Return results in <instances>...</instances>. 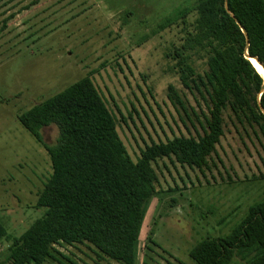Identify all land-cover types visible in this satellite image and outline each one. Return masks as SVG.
Listing matches in <instances>:
<instances>
[{"label": "rangeland", "instance_id": "rangeland-1", "mask_svg": "<svg viewBox=\"0 0 264 264\" xmlns=\"http://www.w3.org/2000/svg\"><path fill=\"white\" fill-rule=\"evenodd\" d=\"M198 2L0 0V223L11 237L44 215L36 205L52 174L47 151L18 116L75 82L93 80L134 161L152 143L202 134L207 103L184 86L173 57ZM189 53L192 68L204 74L210 54ZM223 118L224 135L208 167L175 158L155 163L160 194L142 227L139 264H195L190 251L197 243L228 236L263 199L264 134L230 108ZM42 135L54 145L59 131L51 125ZM55 249L72 264H120L87 242ZM232 264L246 263L235 257Z\"/></svg>", "mask_w": 264, "mask_h": 264}, {"label": "trees", "instance_id": "trees-1", "mask_svg": "<svg viewBox=\"0 0 264 264\" xmlns=\"http://www.w3.org/2000/svg\"><path fill=\"white\" fill-rule=\"evenodd\" d=\"M193 11L195 20L190 26L184 22L185 43L173 57L184 86L207 103L202 134L152 143L134 161L118 134L115 115L90 77L20 114L18 121L47 151L52 174L37 200L36 207L46 209L41 218L19 237H11L0 223V244L6 246L0 264H64L58 257L72 264L55 245L85 242L117 263L139 264L142 227L160 194L155 163L175 158L183 166L208 167L224 135L228 108L241 123L244 118L264 134L259 107L264 108V79L246 57L264 67V0H199ZM195 48L210 54L204 74L192 68L189 52ZM171 98L183 105L176 92ZM51 125L59 131L54 145L42 135ZM235 257L264 264V192L228 236L202 240L190 251L195 264H232Z\"/></svg>", "mask_w": 264, "mask_h": 264}, {"label": "water", "instance_id": "water-1", "mask_svg": "<svg viewBox=\"0 0 264 264\" xmlns=\"http://www.w3.org/2000/svg\"><path fill=\"white\" fill-rule=\"evenodd\" d=\"M226 10H227V12L228 13H230V11H229V9H228V5L226 4ZM242 31H243V33L245 34V36H246V39H247V46L249 45V39H248V35H247V33H246V31L242 28ZM247 57V59L251 62V59H254L261 67H262V69H263V71H264V67L262 66V64L257 60V59H255V58H253V57H250V56H246ZM251 64H252V62H251ZM253 65V64H252ZM254 66V65H253ZM262 76V75H261ZM263 79H264V76H263ZM262 91H264V84H263V86H262ZM259 101H260V97H259ZM259 107H260V110H261V112L264 114V108H263V106L259 103Z\"/></svg>", "mask_w": 264, "mask_h": 264}, {"label": "bare ground", "instance_id": "bare-ground-1", "mask_svg": "<svg viewBox=\"0 0 264 264\" xmlns=\"http://www.w3.org/2000/svg\"><path fill=\"white\" fill-rule=\"evenodd\" d=\"M251 62L253 63V65H254V67L257 69V71H258L262 76H264V72L261 71V69H260L258 63H255L254 59H251Z\"/></svg>", "mask_w": 264, "mask_h": 264}, {"label": "built area", "instance_id": "built-area-1", "mask_svg": "<svg viewBox=\"0 0 264 264\" xmlns=\"http://www.w3.org/2000/svg\"><path fill=\"white\" fill-rule=\"evenodd\" d=\"M4 248H5V246L0 244V253H2L4 251Z\"/></svg>", "mask_w": 264, "mask_h": 264}]
</instances>
